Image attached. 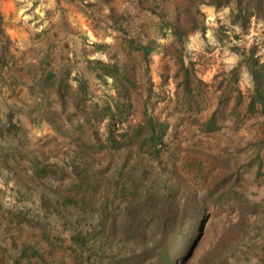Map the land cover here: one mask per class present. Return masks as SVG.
Wrapping results in <instances>:
<instances>
[{"label": "trees", "instance_id": "1", "mask_svg": "<svg viewBox=\"0 0 264 264\" xmlns=\"http://www.w3.org/2000/svg\"><path fill=\"white\" fill-rule=\"evenodd\" d=\"M78 1L63 0L82 13L93 11L89 1ZM203 1L216 10L228 8V22L242 33L253 16H264V0ZM165 14L160 15V29L172 31L179 40L177 51L183 52L184 30ZM89 16L93 18L90 12ZM204 29L200 26L202 34ZM225 30L220 24L214 34L224 31L227 36ZM46 37L44 52L36 46L32 55L18 59L25 70L22 75L13 73L12 66L8 69L11 82L21 84L33 103H1L5 113L0 116V264H54L59 252L73 264H186L203 236V222L225 209L238 210V220L222 228L215 247L198 264H230L232 249L251 235L246 216L257 212V203L240 187L242 173L253 169L255 179H264V53L259 54L263 37L242 47L236 64L213 79L211 109L201 121L193 115L205 109L202 89L210 84L182 54L177 57L172 92H155L148 76L154 44L125 32L121 52L129 61L138 59L122 62L116 53L112 61L88 58L86 69L99 85L95 92L66 53L57 59L51 56L55 42ZM91 43L100 53L107 46ZM5 53H0V68L7 60ZM240 67L251 80L247 94L237 84ZM45 108L50 111L49 132L34 145L20 114L38 116L47 112ZM228 118L235 127L257 118L260 131L244 146L234 145V163L223 160L205 186L190 181L187 173L202 166L201 156L218 157L198 139L211 136ZM95 123L101 124L100 133ZM91 126L94 135L85 139ZM180 148L196 150L197 160L182 162ZM243 149L248 153L240 162L236 155ZM8 181L15 187L9 188ZM7 189L13 202L7 201Z\"/></svg>", "mask_w": 264, "mask_h": 264}, {"label": "rangeland", "instance_id": "2", "mask_svg": "<svg viewBox=\"0 0 264 264\" xmlns=\"http://www.w3.org/2000/svg\"><path fill=\"white\" fill-rule=\"evenodd\" d=\"M89 1L92 5L93 11L82 13L75 8L74 4L63 2L64 9L60 13L58 19H63V23L68 24L73 31V36H69L62 42H66L67 49L59 50L62 42L55 43L51 48V56L54 59L60 53H66L71 64L75 63L78 69H82L85 78L91 88L99 91L94 77L86 69V61L92 57H102L107 61L113 60V53H116L115 58L119 61H129L123 56L121 49L123 48V41L121 36L126 32L129 36L140 39L141 41L149 40L154 44V50L150 53L148 76L153 85L155 92H164L170 94L173 89L174 79L173 74L177 69V57L179 54L188 61H193L194 68L197 75L210 86H204L202 89L203 97L206 98L205 109L193 116L198 120L208 114L211 109L212 99L214 97L213 84L214 78H219L221 73L229 71L239 59L242 47H248L250 43L259 38L264 39V16L251 18V23L247 32L242 33L237 26L230 24L227 20L228 8H221L216 10L213 6L206 4L203 0H85ZM78 3L79 1L76 0ZM60 4V3H58ZM61 6V4H60ZM87 8V7H86ZM76 10V11H74ZM64 12V13H63ZM79 13L77 18L75 13ZM89 12L93 18L89 16ZM172 21L178 28L183 29V52L177 51L179 47V40H176L172 31L161 30L160 20L162 14ZM83 17V19L81 18ZM68 19H67V18ZM76 18L78 21H76ZM57 19V18H56ZM67 19V20H66ZM84 20L85 27H81ZM108 21L112 26L106 25ZM66 20V21H65ZM114 20H116L114 22ZM58 22V20H57ZM19 23V22H18ZM101 23V24H99ZM222 24L225 26L227 36L221 32H216L215 29ZM204 26V34L201 33L200 26ZM105 27L103 29L102 27ZM3 33H1L2 35ZM85 38V40H84ZM0 39H4L3 35ZM222 41H221V40ZM47 40L46 36H28L23 41L20 40L18 45H12L7 40H0V53H5L4 63L0 68V116H4L5 110L2 108L1 103L7 102L8 104L15 103L18 105L28 104L31 105L34 101L33 96L24 94L25 89H21L22 85L19 84L20 89H16L15 85L10 79L9 67H13L12 72L16 71L22 75L25 70L20 67L18 61L20 53L24 46L28 48H41L39 51L44 52L45 46L42 44ZM219 40V41H218ZM91 42H103L107 46L103 48V52L93 51ZM61 43V44H60ZM41 44V45H38ZM64 44V43H63ZM36 45V46H35ZM44 46V47H43ZM59 46V48H58ZM232 46H237V51L232 50ZM25 47V48H26ZM177 47V48H176ZM43 48V49H42ZM264 49L259 52L263 54ZM61 55V54H60ZM137 56L131 57L130 61L133 63L137 60ZM129 61V62H130ZM55 62V61H54ZM73 62V63H72ZM3 65H5L3 67ZM139 74L140 69H135ZM20 71V72H19ZM13 72V73H14ZM25 77H23L24 79ZM145 79V78H144ZM11 82V84H10ZM239 89L244 93H249L251 89V80L245 68L240 67L238 71ZM157 109L162 105H157ZM42 109V108H41ZM47 112L34 115L28 114L26 111L20 114L23 127L32 135L34 145H37L46 137L49 132V127L46 121V114L50 111L45 108ZM43 110V109H42ZM44 111V110H43ZM162 117L166 115L161 114ZM36 117V119H35ZM35 120V121H34ZM180 127V126H179ZM99 133L101 132V124L95 123L94 127ZM93 128L86 129L84 135L85 139L89 138V134ZM190 129L183 132L187 134ZM260 131L259 119L250 118L242 123L240 127H235L230 118L226 119L221 128L209 137L198 139L206 145L202 148H209L212 150L217 158L212 160L206 159L201 156L202 166L197 169H192L187 173L190 181H197L200 185L205 186L208 181H211L216 175L218 169L222 168L220 164L223 160L234 163V155L232 148L236 144L244 146L246 140L251 136H256ZM182 134V135H183ZM94 135V134H91ZM188 144V143H187ZM246 147V146H245ZM249 149V148H247ZM195 151H188L185 148H180L177 153L183 162L187 158L195 161L197 156ZM248 153V151H247ZM246 151L242 150L241 154L236 155L240 162L247 156ZM96 155V157H98ZM199 158V157H198ZM97 160V159H96ZM213 162V163H212ZM1 178V177H0ZM9 188L15 187L12 181H8ZM3 187V182L0 180V188ZM240 187L246 192V195L251 202L257 203V212L253 210L252 213L246 216L247 223L251 225V235L246 237L240 244L232 249L229 254L228 261L230 264H264V179H255L253 169H246L242 173ZM7 201L13 202V193L7 189ZM236 211L224 210L216 213L214 216L210 215L202 224L203 236L198 239V243L194 245L192 250V257L186 264H198L204 254L215 247L218 236L225 226L232 224L238 220L239 213ZM54 264H73L72 259L62 252L56 253ZM61 258V259H60Z\"/></svg>", "mask_w": 264, "mask_h": 264}, {"label": "crops", "instance_id": "3", "mask_svg": "<svg viewBox=\"0 0 264 264\" xmlns=\"http://www.w3.org/2000/svg\"><path fill=\"white\" fill-rule=\"evenodd\" d=\"M63 9L62 3L60 6L56 0H0V36L3 35L4 38L0 40H7L12 45L15 43L18 45L20 40L23 41L28 36H50L55 43L62 42L69 36H73L70 26L68 24L63 26L61 22L63 19H58ZM75 14L79 18V13ZM77 18L76 21H78ZM81 18L83 19L82 16ZM82 19L79 20L82 22L80 26L85 27ZM66 45V42H62L60 48L58 46L59 50L67 49ZM25 47L19 52L20 56L32 55V47ZM17 58L20 59L19 56Z\"/></svg>", "mask_w": 264, "mask_h": 264}]
</instances>
